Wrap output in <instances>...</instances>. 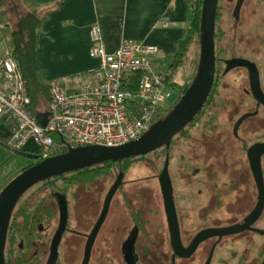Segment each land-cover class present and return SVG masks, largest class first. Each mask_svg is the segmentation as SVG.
<instances>
[{
	"label": "flooded vegetation",
	"instance_id": "flooded-vegetation-1",
	"mask_svg": "<svg viewBox=\"0 0 264 264\" xmlns=\"http://www.w3.org/2000/svg\"><path fill=\"white\" fill-rule=\"evenodd\" d=\"M236 1L237 0H227L226 3L222 4H220V0L217 2L215 25L216 21L220 18V8L227 4L228 8L231 6L229 11L233 31L230 34L229 43L224 41L223 44L221 42L222 35L218 36L220 33L216 30L214 31L215 72L212 84L214 87V94L212 97H215L216 90L221 85V80L229 75L231 86H240V90L245 95H248L245 98L246 105L250 102L249 104L252 108L239 113L232 122L231 129L222 128L217 130L216 127H214L217 118H214V113L210 112L209 115L212 119L210 118L208 121V118H205L208 111H206L204 106L202 109V118L195 121L198 125L205 127V129L200 131L201 133L199 135L200 144L198 151L200 158L197 160L198 166H194V160L192 157H189L186 150L182 149L183 151H177L175 154L174 151L171 152V150L169 152L165 148L164 159L167 154L169 157L168 170L172 180L174 203L179 223V234H170L162 193L161 198L164 217L162 219L160 234H140L139 223L134 217H132L131 223L122 234H120V220L114 232L105 229L107 226L106 219L111 202L114 199L113 197L116 196V202L120 199L121 189L127 184L126 182H134L135 180L149 178L148 174L125 177V173L128 174V171L124 169H119V171H123L122 182L118 185L110 200L109 208L104 219L94 231V225L101 212L104 198L119 171L113 177L111 184H106L100 191H97L92 180L95 178L103 179L104 175L106 177L108 166H100V168L96 170L86 168V166L51 174L33 183L20 195L12 209L8 222L3 248L4 264L261 263L264 257V205L260 214L247 228L222 234L204 230L207 228L243 222L245 217L252 211L258 199V185L251 168L248 149L254 142H264V133L262 135H256L255 137H252V134H250L246 138L245 135L240 133V126L245 119L251 117L260 118L264 121V101L255 96L252 89L251 77V71L253 74L255 68L264 98V25L263 23L259 24L260 20H257L255 27H262L263 31L251 32V34H249L250 36L258 35L254 48L251 47L248 42H242L239 39V28L245 0H242L239 11L235 14ZM262 18L263 16H260V19ZM254 24L255 23H253V25ZM249 26L251 29L250 22L247 24V27ZM223 33L224 31H222L221 34ZM228 58L235 59L236 62L240 60V62L235 63L226 70V59ZM183 88L184 87H177L174 95L175 102L184 92V90H182ZM219 104L221 103L218 102L216 106L213 107H216L215 110L218 111V114L216 112L215 114L219 115L218 118H221L222 115L218 110ZM243 114L246 115L235 128L236 121ZM157 117L160 116H156L155 120ZM184 127V131L188 129L189 133V124ZM207 127H210L209 131L206 130ZM226 129L227 131L225 132L221 131ZM174 136L175 134L173 137ZM211 139L218 142V147H216L217 151L213 153V155L216 153L215 159L218 157L217 152L222 153V151L227 150L230 153H234L237 158H241L244 168L236 170L235 162L232 165L226 161L229 164L228 170L227 168H223L222 170V166H215L216 160L209 158V162L205 161L204 157L206 153L212 154L211 152L205 151L210 150V148L213 149L208 145ZM162 146L164 145L149 151V153L159 154L160 151H158V149ZM61 151L62 150L55 151L52 154ZM178 152L182 153L177 154ZM143 154H136L133 156L140 157ZM251 154L254 155L255 151L251 150ZM27 155L28 158L22 164L21 170L22 167L24 168L42 159L36 153L34 155ZM176 155H179L182 161L184 160V163L189 164L186 166L182 163L181 174L193 176V178H191L193 183H188L187 187L184 189L185 192H188L187 188H190L187 198H185L186 194L182 192L183 187L182 189L177 187V183L179 182L175 176L172 168L173 166L171 165V167L169 164L173 163L175 160L173 157ZM260 159L264 182V151L260 152ZM235 161H237V159ZM118 163L120 162L118 161L117 164ZM114 166L116 165L114 164L113 167ZM162 166L160 169L154 171V176L151 175L157 179L159 188V174ZM210 186L213 187V190L210 189ZM179 189H181L180 192ZM179 193L184 196L185 201L179 199ZM61 194H64L67 202V222L62 233L56 235L54 233L60 218L58 198ZM227 194L228 199L224 200ZM237 194L239 199L246 197V195L249 196L246 211L237 213L238 217L231 220L229 223L224 224L220 222L221 204H223L222 213L227 211L224 204H230L231 208L229 212H232L235 208L231 205L234 202L232 198H235ZM30 195H33V197L30 198ZM176 196L178 197L177 200ZM210 197H214V199L210 200ZM51 199L53 200L54 206L51 205L52 208L47 206L44 211H42V205ZM87 200L91 202L94 201V205L82 209V203H85L84 201ZM185 202H187V205ZM88 209H92L93 211L91 217L79 223L80 215H84ZM69 219H71V222H69ZM196 219L198 221H195ZM210 219H212V221H210ZM259 220H262L261 224ZM134 226L137 227V234H129ZM254 235L260 236V238L255 239ZM253 247H256V254Z\"/></svg>",
	"mask_w": 264,
	"mask_h": 264
},
{
	"label": "built area",
	"instance_id": "built-area-1",
	"mask_svg": "<svg viewBox=\"0 0 264 264\" xmlns=\"http://www.w3.org/2000/svg\"><path fill=\"white\" fill-rule=\"evenodd\" d=\"M163 26L177 21L162 17ZM91 52L98 63L50 79V100L42 124L28 110L30 98L22 72L10 54L0 56V114L16 118L8 146L24 148L29 138L43 158L61 147L90 143L116 145L133 139L155 121L172 95V70L157 59L158 46L123 38L107 50L97 22L90 27ZM55 135L61 136L60 143Z\"/></svg>",
	"mask_w": 264,
	"mask_h": 264
},
{
	"label": "rangeland",
	"instance_id": "rangeland-1",
	"mask_svg": "<svg viewBox=\"0 0 264 264\" xmlns=\"http://www.w3.org/2000/svg\"><path fill=\"white\" fill-rule=\"evenodd\" d=\"M226 2L227 0H220V4ZM230 7L231 6H229L228 8V5L226 4L222 8H220V15H219L220 18L216 21V25H215V30L218 33H220V34L217 33L218 36L222 35L221 38L222 44L224 43V41L229 43L230 34L233 31L232 21L230 19V11H229ZM242 10L243 12L241 17L242 18L241 25L239 28V39L242 42H246V43L248 42V44H250V46L254 48L256 45L255 41L257 40L258 35L256 34L254 36H250L249 34H251V32L263 31L262 27H255V25L257 20H260L259 24L263 23L264 25V20H263L264 0H245V4ZM260 16H263V18L260 19ZM5 21H6V16L0 14V28L2 32H7L9 29L11 30V25L9 24L7 25ZM248 22L251 23V29L250 26L247 27ZM253 23L255 24L253 25ZM187 24H188V20L186 18L181 23V27L184 29V27ZM222 31H224L223 34H221ZM162 56L167 60H170L172 58V53L170 52L167 54H162ZM198 57H199V42L198 40L194 39V41L191 42V44L188 46L187 50L183 54L181 64L177 68H175L174 71H172L173 73L171 78L173 85L175 86H173V88L170 89L172 92V95L169 100L170 102H172L174 98L175 92L177 90V86L185 87L192 80L193 75L197 68ZM221 81H222L221 85L216 90L215 97L210 98V100L204 105L206 111H208L207 114L205 115V118H208L207 119L208 121L210 120V118L212 119V117L209 115L210 112H213L214 118L215 117L217 118V120H215L216 123L214 125V127H216L217 130H220L222 128L231 129L232 122L239 115V113L243 112L246 109L252 108L249 104L250 102L246 105L245 98L248 95H245L240 90V86L239 85L231 86L229 75H227L226 78L225 79L223 78ZM218 102L221 103L218 105L219 108L218 110L222 115L221 118H218L219 115L215 114V112L218 114V111L215 110L216 107H213L216 106ZM203 108L204 107H202V109ZM169 110L170 108L169 109L166 108L164 104L161 105L160 117L164 116ZM202 111L203 110H200V113L196 120H200V118H202L203 115ZM8 117L9 115H0V189L7 181H9L15 174H17L21 170L22 164L28 158L27 154H29V152L35 154L36 153L35 151L37 150V144L33 138H29L25 143L24 148L21 149H14L7 145L6 140L9 138L11 133V123ZM160 117H157V119ZM263 128H264V121H262L260 118L251 117L245 119L241 123L240 133L242 135H245L246 138L250 134H252V137H255L256 135H262L264 133ZM203 129H205V127L198 125L196 122L189 123V133H188V129L187 130L185 129L183 133H180L175 137H173L170 145L171 148L169 147L168 151L170 152L172 150L171 152L174 151L176 154L177 151L186 150L189 157H192V159L194 160L193 161L194 166H198L197 160L200 158L198 151V147L200 144L199 135L201 133L200 131ZM227 129L221 131L225 132L227 131ZM206 130L209 131L210 127H207ZM217 143L218 142H216V140L211 139L208 145L213 149L210 148V150H205V151L211 152L212 154L206 153L204 157L205 161L209 162L210 159L216 160L215 166L217 167L222 166V170L223 168L224 169L227 168L228 170V165H229L228 162L231 163L232 165L235 162L236 166L235 165L234 166L236 170L244 168V164L242 163L241 158L240 157L237 158L234 153H230L227 150L222 151V153L217 152L218 157L217 159H215L216 153L214 155L213 153L217 151L216 150V147H218ZM179 153L182 152H178L177 154ZM161 154H162L161 152L159 154L148 153L144 157H140L132 161L130 166H127V168L122 167L123 163H118V164L114 163L116 166L113 167L114 164H112V167L108 166V171H106L107 173L106 177L104 175L103 179L95 178L94 180H92L96 190L100 191L103 188V186H105L106 184L108 185L111 184L113 177L119 171V169H124L125 171H128V174L125 173L126 174L125 177L138 175V174L139 175L148 174L149 177L144 180L140 179V180H135L134 182L133 181L126 182L127 184H125L121 189L120 199L116 202L115 200L116 196L113 197L114 199L111 202L109 213L106 219V223H107V226L105 227L106 230L110 232H114L117 225L119 224L118 221L120 220V234H122V232L131 223L132 217H134V219L137 220V222L139 223L140 234H160L164 213L162 210V198H161V192L158 185V181L153 176H154V171L160 169L162 166L164 158L161 157ZM173 159H175L173 163L172 164L169 163V164L170 166L171 165L173 166L171 167L173 168L175 176L179 182L177 183L178 185L177 187L181 189L183 187L182 192L186 194L185 198H187L190 188H187L188 192H185L184 189L187 187L188 183H193V181L191 180L193 176H190L189 174L186 175L181 174L182 172L181 167H182V163H184L183 162L184 160L182 161V158L179 155L174 156ZM236 159L237 161H235ZM183 165L187 166L189 164L184 163ZM181 189H179V192L181 191ZM210 189L213 190V187L210 186ZM179 194H180L179 199L181 201H185L184 196L181 193ZM29 197L32 198L33 195H30ZM248 197L249 196L246 195V197L239 199L237 194L235 198H232L234 202L231 205L235 207L234 210L232 209L233 210L232 212H229L231 208L230 204H224L227 211L222 213L223 204H221L220 222H223L224 224L229 223L231 220H234L238 217L237 213L240 212L242 213L246 211ZM177 199L178 197L176 196V200ZM211 199H214V197L213 198L210 197V200ZM226 199H228V194L225 196L224 200ZM52 201L53 200L51 199L50 201L45 202L42 205L41 210L44 211V209L47 206L52 208L51 205L54 206ZM84 202L85 203H82L83 206H81L82 209L84 207H92L95 203L94 201L91 202L88 200ZM185 203L187 205V202ZM92 212H93L92 209H88V211L84 215H80L79 223L85 221L86 219H89L92 215ZM195 221L198 220L196 219ZM210 221H212V219H210ZM69 222H71V219H69ZM259 222L261 224L262 220H259ZM254 238L259 239L260 236L254 235ZM253 248L256 254L257 253L256 247Z\"/></svg>",
	"mask_w": 264,
	"mask_h": 264
},
{
	"label": "water",
	"instance_id": "water-1",
	"mask_svg": "<svg viewBox=\"0 0 264 264\" xmlns=\"http://www.w3.org/2000/svg\"><path fill=\"white\" fill-rule=\"evenodd\" d=\"M217 2L218 0H202L197 68L184 92L163 117L152 122L149 128L139 136L120 144L107 145L90 143L69 146L64 151L45 156L41 160L22 168V170L2 186L0 189V264H4L3 248L12 209L20 195L33 183L58 172L86 167L109 159L120 160L124 157L143 154L161 145H164L168 151L173 135L179 132L200 111L213 84L215 72L214 31ZM241 2L242 0L236 1L235 14L239 11ZM239 62L240 60L236 62L235 59L228 58L226 59L225 69L227 70ZM251 77L252 89L255 96L264 101L255 68L253 74L251 71ZM44 115H37V118L42 124L45 123ZM245 115L243 114L238 118L235 128ZM251 150L255 151L254 155L251 154ZM261 151H264V142H254L248 149L251 168L258 185V199L252 211L241 223L237 222L215 228H207L204 229L205 231L222 234L244 229L249 227L250 223L260 214L264 205V182L260 159ZM29 155H34V153L29 152ZM168 162L169 157L166 154L159 174V183L170 234H179V223L174 203L172 180L168 170ZM122 178L123 171L120 170L104 198L101 212L94 225V231L104 219L109 208L110 200L118 185L122 182ZM58 200L60 205V218L54 233L56 235L62 233L67 222V202L64 194H61ZM129 234H137V227L134 226ZM260 264H264V257Z\"/></svg>",
	"mask_w": 264,
	"mask_h": 264
},
{
	"label": "crops",
	"instance_id": "crops-1",
	"mask_svg": "<svg viewBox=\"0 0 264 264\" xmlns=\"http://www.w3.org/2000/svg\"><path fill=\"white\" fill-rule=\"evenodd\" d=\"M25 2L43 15L38 36V68L46 80L74 74L98 63L91 52L93 22L99 24L107 50L115 49L123 38L141 39L158 46V60L169 61L162 54H173L177 38L184 32L181 23L186 19L187 10L186 0ZM165 16L176 20L177 24L163 26L160 19ZM9 42L10 29L2 32L0 28V56L8 53ZM2 115H9L12 130L16 118L11 114Z\"/></svg>",
	"mask_w": 264,
	"mask_h": 264
},
{
	"label": "trees",
	"instance_id": "trees-1",
	"mask_svg": "<svg viewBox=\"0 0 264 264\" xmlns=\"http://www.w3.org/2000/svg\"><path fill=\"white\" fill-rule=\"evenodd\" d=\"M186 2V18L188 20V24L184 27V32L182 33V35L177 38L176 47L172 54V58L169 61H163V66L170 67L172 71H174L175 68H177L181 64L183 54L185 53L191 42H193L194 39L198 40L199 38V23L202 0H186ZM0 13L6 16L5 23L11 25L9 42L10 45L7 54H10L14 57L18 69L22 72L25 78L27 93L30 98V102L28 103L27 108L29 112L37 118L38 114H46L48 102L50 100V79H44L38 68V36L39 29L43 20V15L35 8H29L26 5L25 0H0ZM186 87L187 86H185L182 90H185ZM213 94L214 87L212 86L203 104V107L210 100ZM174 102L175 99L173 98L172 102L169 101L170 105L167 108H171ZM200 110H202V108ZM160 112L161 111L157 113V116H160ZM199 113L200 111L197 112V114L189 123L195 122ZM188 124H186L185 126H187ZM184 128L185 127H183L178 133H176L175 136L183 133ZM54 137L56 139L55 142L60 143L61 136L55 135ZM65 149H67V147L58 148L56 151H64ZM158 151L162 153L161 157L164 158L165 147L162 146L160 149H158ZM53 152L55 151L53 150ZM148 153L149 152L141 155L140 157H144ZM140 157L129 156L124 157L120 160L109 159L104 162L94 163L93 165L87 166L86 168L96 170L97 168H100V166L104 165L112 167V164L117 163L118 161L120 163H123L122 167L127 168V166H130L132 161Z\"/></svg>",
	"mask_w": 264,
	"mask_h": 264
},
{
	"label": "clouds",
	"instance_id": "clouds-1",
	"mask_svg": "<svg viewBox=\"0 0 264 264\" xmlns=\"http://www.w3.org/2000/svg\"><path fill=\"white\" fill-rule=\"evenodd\" d=\"M37 154V153H36Z\"/></svg>",
	"mask_w": 264,
	"mask_h": 264
}]
</instances>
